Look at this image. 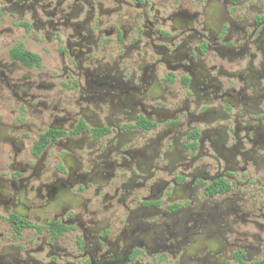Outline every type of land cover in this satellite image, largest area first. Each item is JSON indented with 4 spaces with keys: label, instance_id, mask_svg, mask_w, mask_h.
Wrapping results in <instances>:
<instances>
[{
    "label": "flooded vegetation",
    "instance_id": "flooded-vegetation-1",
    "mask_svg": "<svg viewBox=\"0 0 264 264\" xmlns=\"http://www.w3.org/2000/svg\"><path fill=\"white\" fill-rule=\"evenodd\" d=\"M0 264H264V0H0Z\"/></svg>",
    "mask_w": 264,
    "mask_h": 264
}]
</instances>
